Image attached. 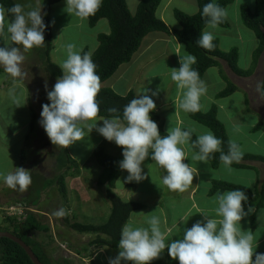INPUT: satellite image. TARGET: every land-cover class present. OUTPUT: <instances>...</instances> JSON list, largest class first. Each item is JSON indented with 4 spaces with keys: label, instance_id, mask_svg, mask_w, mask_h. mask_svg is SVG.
Wrapping results in <instances>:
<instances>
[{
    "label": "clouds",
    "instance_id": "1",
    "mask_svg": "<svg viewBox=\"0 0 264 264\" xmlns=\"http://www.w3.org/2000/svg\"><path fill=\"white\" fill-rule=\"evenodd\" d=\"M101 3L102 0H66V9L68 13L87 19L95 15ZM41 9L38 6L26 12L24 6L17 3L7 9L13 19L6 23V10L0 6V38L22 45L25 52L43 47L46 25ZM226 15V10L214 3H207L202 10V16L208 17L207 26L211 28H215ZM213 39L211 32L204 31L196 43L210 51L214 47ZM75 47L71 43L66 45L67 58L60 65L63 75L47 92L50 104L42 105L39 123L51 143L67 149L84 139L85 130L90 133L96 129L107 141L115 142L123 149L119 167L129 173L127 182H140L146 178L141 165L151 151V160L167 173L162 179L163 185L173 192L186 191L193 184L194 176L198 175L197 170L183 162L186 154L182 146L188 144L191 131L175 127L161 137L157 123L150 116L156 104L147 94H139L140 98H133L124 106L123 122L119 116L101 118L99 121H103V126L98 127L100 107L97 96L101 80L96 73L97 66L89 53L81 55L74 50ZM24 59L19 47H0V66L12 78L26 75L21 69ZM195 63L194 56L186 55L181 57L179 69L172 68L171 71L172 81L179 89L185 90L179 106L186 112L200 110V97L207 90L199 73L191 67ZM257 91H260L259 84ZM152 95H157V92ZM108 112L116 113L117 109L109 108ZM221 143L211 132L200 135L193 144L198 146L199 153L192 159L207 164L210 154L219 151L220 161L225 166L230 167L234 161L240 162L243 152L239 145L230 140L228 153L224 154ZM3 181L9 188L23 192L31 185L32 178L29 170L16 167L14 172L3 174ZM214 199L218 203L215 212L219 219L203 214L206 223L197 221L191 228L185 229L182 239L167 244L157 216L147 220L148 228L125 224L118 243L120 251L115 258H109V264H121L122 260L132 264H150L160 257L165 248L172 259L179 260V264H264V254L253 249L251 232L241 230V220L251 211L250 207L247 212L243 207L249 199L246 193L239 189L231 190L218 193ZM68 214V210L60 208L52 215L63 218Z\"/></svg>",
    "mask_w": 264,
    "mask_h": 264
},
{
    "label": "rangeland",
    "instance_id": "2",
    "mask_svg": "<svg viewBox=\"0 0 264 264\" xmlns=\"http://www.w3.org/2000/svg\"><path fill=\"white\" fill-rule=\"evenodd\" d=\"M214 1L219 2L221 0ZM231 1L232 3L226 9L227 15L224 17L229 22V27H219V32L211 33L216 36L214 38L220 40L221 49L225 52L231 48H238L240 51L239 67L245 71L252 68L254 74L250 78L236 76L234 82L230 81L237 86L238 91L233 98L224 100V110L219 117L224 122L231 139L242 144V152L254 153L264 157L263 127L260 130L251 132L252 126L255 128L259 122L264 123V100L260 91H257L258 84L261 89L264 76V54L258 61L257 67H253L256 65L254 64L253 48L258 44V39L255 33L243 24L240 12L241 6H239L240 4H247L249 1H246V3H243L242 0ZM129 2L130 4H137L136 2H139V0H130ZM17 3L23 5L26 12L38 6L42 7L41 0H17ZM179 3L177 1V4ZM65 5L67 4H60L53 8L55 27H58L56 32L62 33L54 41L51 59L59 66L67 58V44H74L76 46L74 50L80 52V54L82 53L83 42L89 46L90 51L93 50L92 45L96 44V40L92 35L94 33L93 28L87 25V21H85V24L83 23V26L80 25L79 23H82L83 20L73 13L65 15ZM43 14V9H41V16ZM175 20H170V22L178 24ZM7 22H10V20L6 14ZM77 24L80 28L76 26ZM63 25L68 27L65 28ZM61 26L64 27L63 30H61ZM80 29L82 34H80ZM10 42V40L5 41L0 38V47L7 46ZM20 50L25 57L21 69L26 75L14 79L4 72L3 66H0V78L4 79V82L1 81L0 85L6 84L5 87L0 86V133L5 136L6 140L5 145L0 142V197H6V200L11 199L12 202L15 200L20 201L18 203L24 209L25 207H31L28 201H32L38 206L31 208L35 212L37 210L41 212V220L50 226L51 233L49 235L36 234V238L43 244H48L53 264H86L84 260L80 259L83 256L78 257L75 251H88L85 248L89 247V242L94 236L81 235L71 231L65 225L63 218L52 215L56 210L64 208L65 200L60 198L57 188L44 190L45 188L42 186L43 180L52 179L56 175V161L61 149L51 143L39 123L42 105L50 104L47 92L53 89L57 79L51 77L45 70L44 58L40 48H33L25 52L22 46ZM183 52L185 56L189 55L185 50ZM249 96L252 105L251 102L248 104L249 106L243 105L244 99L249 98ZM207 101L208 99H202L203 108H206L205 102ZM182 111V117L185 121L184 126H186L184 128L190 129L198 137L211 132L208 128L190 119L186 111ZM100 119L97 118L98 127L103 126V121H99ZM32 121L36 123V130L29 136L27 141H25V137L29 133V127L13 136L19 127ZM234 124L241 127L242 133L238 137H236L235 130L232 128ZM172 127L171 125L168 126L169 129ZM7 133L9 134L6 135ZM260 135L261 140H258ZM255 140H258V146H254ZM100 146H103L111 156H123V149L117 146L115 142L107 141L96 129H93L90 133L85 130L84 139L68 148L71 156L77 161L79 170L78 174L75 176L69 175L66 180L68 196L67 205H65L67 208L65 209L71 210L70 215L73 220L75 219L81 223L101 225L108 220L111 214V203L106 198L107 187L97 185L102 168L96 162L94 152ZM20 149L21 152L25 150L24 159L20 157ZM16 167H23L30 171L32 183L26 191L21 192L18 189L13 191L3 181V174L14 172ZM259 172L260 178L263 177L264 169H260ZM127 176V174H124L115 183V186L121 188L126 184H137L136 181L127 182ZM22 206L18 204L17 207ZM7 213H9L8 207L4 206L3 211L0 210V226H8L3 221L8 216ZM49 237L53 238L51 243Z\"/></svg>",
    "mask_w": 264,
    "mask_h": 264
},
{
    "label": "trees",
    "instance_id": "3",
    "mask_svg": "<svg viewBox=\"0 0 264 264\" xmlns=\"http://www.w3.org/2000/svg\"><path fill=\"white\" fill-rule=\"evenodd\" d=\"M163 0H141L135 14L130 12L127 0H102L101 6L95 15L88 17L89 26L94 28L97 23L103 19L108 20L110 25L109 34H101L98 37V48L90 54L88 50L84 53H89L96 67V73L101 80V89L97 96L100 111L97 118H112L119 116L123 122V109L131 99L137 98L134 92H130L126 96L116 93L114 90L104 88L103 84L111 79L124 64L132 61L134 55L140 50L144 39L151 33L162 32L172 34L178 42L183 45L188 54L196 58V63L192 68L199 73L200 79L203 80L208 70L220 67L221 62H225L234 74L242 78H250L254 74V70H242L238 63L240 59V51L238 48H232L230 51H223L220 47L219 40L212 41L214 47L212 50H206L200 47L196 40L200 33L204 32L208 27L206 21L208 17L202 16L203 7L207 3H214L223 9L232 3L231 0H197L199 12L196 15H188L182 11L176 10L174 13L175 19L180 25V29H172L163 20L157 16ZM66 2V0H41L43 9V22L46 25L44 30L45 44L40 47L43 54L45 70L51 77L58 79L63 75L60 66L51 59V54L54 50V34L52 24V9L54 6ZM17 4V0H0V5L6 10V14L11 22L12 14L7 13V9ZM241 19L243 24L252 32L255 33L258 39V47L254 51V65L257 67L258 61L264 54V0H255V10H252L248 5L241 6ZM218 26L228 28L229 22L222 18ZM8 47H19L10 42ZM5 47V46H3ZM238 91L237 86L228 82L225 90L218 94V98H228ZM264 93V76L261 84V94ZM264 99V95H262ZM116 108V113H109V108ZM190 119L208 128L218 139L222 141L221 150L224 154L228 153L229 141L225 125L218 118V107L214 106L209 112L203 113L201 109L197 112H188ZM151 119L157 123L161 122V117L156 109L150 113ZM35 121L31 125V133L35 132ZM264 127V123L260 122L254 131ZM159 132L162 137L166 136L162 130L161 123ZM198 136L191 131L189 144L193 152L199 153L198 146L193 144ZM221 152L210 154L208 162L214 169H218L223 163L220 161ZM94 158L102 168L101 174L97 180L99 187H107L106 197L111 203V214L108 220L101 225L86 224L73 220L70 213L63 218L65 225L72 231L81 235H93L94 237L89 242V247L105 246L111 249H119L118 243L121 238V230L128 223L132 213L145 209L146 206L136 202H126L114 192V185L122 175V169L119 167V162L123 160V156L114 157L109 155L103 146L98 147L94 152ZM258 161L264 163L263 156L245 155L240 162H233L232 167L237 169H249L247 163ZM57 173L52 179L43 180V188L55 189L59 193L62 200H65L64 209L67 205L68 190L66 180L69 175L75 176L78 174V163L71 156L69 149L61 148L56 161ZM38 184V182H37ZM39 185V184H38ZM242 190L248 196V201L245 206L251 208L250 222L251 229L256 230L257 215L259 210L264 208V182L256 189L251 190L246 186L235 185L225 181H214L211 189V195L225 193L231 190ZM14 191V190H13ZM12 191V192H13ZM4 203H8L10 207L21 205L20 201L11 199L6 200V197H1ZM6 200V201H5ZM18 203V204H17ZM31 207L37 205L28 201ZM12 204V205H11ZM22 206V205H21ZM23 207V206H22ZM31 207L23 208L22 215L12 216L7 213L4 221L8 226H0V232H10L22 239L28 246L32 248L35 255L43 264H53L48 244L45 245L36 238V234L51 233V228L48 224L41 220L42 215L36 213ZM38 207V206H37ZM38 211V210H37ZM69 212V211H68ZM50 243L53 240L49 237ZM264 254V253H260ZM255 259V256H253ZM0 264H34L26 251L14 241L7 238H0Z\"/></svg>",
    "mask_w": 264,
    "mask_h": 264
},
{
    "label": "crops",
    "instance_id": "4",
    "mask_svg": "<svg viewBox=\"0 0 264 264\" xmlns=\"http://www.w3.org/2000/svg\"><path fill=\"white\" fill-rule=\"evenodd\" d=\"M129 1L130 0H127L130 12L132 14H135L141 0H139V2H136L137 4H130ZM177 1H179L180 3L177 4ZM242 1L243 3L249 1L247 3L248 6H250L252 10H255V0ZM64 3L66 2H63L61 4ZM247 4H240L239 6ZM66 7L67 5H65L64 7V14L69 15ZM177 9L188 15H196L199 12L197 0H163L160 8L158 9L157 16L172 29H180L179 24L170 22V20H175L174 13ZM51 16L55 41L56 39H58L62 32L60 34L56 32L58 30V27H55L56 25L53 9ZM82 20V23H79L80 25L83 26V23L85 24V21H87V25H89L88 18ZM79 24H77L76 26L79 27ZM63 26L65 28L68 27L65 25ZM64 27L61 26V30H63ZM219 27L220 26L218 25L215 28L207 27L205 31L212 33L219 32ZM93 30L94 33H92V35L96 40V44L92 45L93 50L90 51L89 46L85 42H83L81 50L82 53L85 50H88L90 54H93L97 50L99 45V35L110 33V25L108 20L103 19L99 21L93 28ZM80 34H82L81 29ZM215 39L217 38H214L213 40ZM257 47L258 44L255 45L253 51H255ZM183 50H185V48L178 42L174 35L162 32L151 33L144 39L140 50L134 55L132 61L128 64L122 65L118 72L103 84V87L112 89L122 96H126L130 92H134L137 98H140V96H143L144 94L149 95L156 104V111L161 117L160 123L165 134H168V126L170 125L173 126L172 128L180 127L182 130H190L184 128L186 126H184L185 121L182 117L183 109H181L179 106L183 99V93L185 90L179 89L176 83L171 79L172 68L179 69V67L181 66L180 59L181 57L185 56ZM229 50H226V52ZM185 52L187 51L185 50ZM236 76L237 75L232 72V70L225 62H221L220 67L208 70L202 80L205 83L207 90L199 100L200 109L203 113H207L214 106H217L218 118L222 122L219 115L224 110L223 102L224 100L233 98L234 94L228 98H218V94L226 89L228 82H230L231 80L234 82V80L237 78ZM1 81L4 82V79L0 78V83ZM5 85L6 84H2L0 86L5 87ZM145 89L147 90L146 92ZM12 92H14V90H12ZM153 92H157V95H152ZM139 94L140 96H138ZM202 99H208V101L205 102L206 108H203ZM250 102L252 105L251 97H246L244 99L243 105L249 106L248 104ZM248 112L250 113V111ZM186 113L188 115V112ZM32 123L33 121L19 127V129L14 132L13 136L20 133V131H22L23 129L29 127V133L25 137V141H27L29 139V136H31L32 134ZM160 123H157L158 129ZM222 123L224 124V122ZM232 128L233 130H235L234 133L236 134V137L241 135L242 131L240 126L234 124ZM252 131L254 132V126H252L251 128V132ZM262 132L264 134V127ZM8 134L9 133H7L6 135ZM228 136L230 140L233 141L229 133ZM260 138L261 135L259 136L258 140ZM258 140L254 141V146H258ZM5 141V136L1 135L0 133V142L2 143V145H5ZM235 142L241 149L242 144L238 141ZM182 147L184 148L186 154V159L183 162L189 164L191 167L198 171V175L194 176L193 184L186 191L173 192L163 185L162 179L167 173L163 168L159 167L154 161L151 160V151L149 157L141 165L143 174L146 175V178L140 181L139 185L138 182L134 185L126 184L121 188H118L114 185V192L119 195L124 201L136 202L146 206L145 209L132 213L128 223H131L133 227L148 228L149 225L147 224V220L151 216L159 217L161 221V230L166 235V244L170 243L171 241L182 239L185 229L191 228L192 225L197 221L206 223L207 221L204 218L203 214L213 219L220 218L216 215L215 212V209L218 207V203L214 198L217 194L211 195V189L214 181H225L235 185L246 186L253 191H256V189H258L264 182V176L261 178L259 176L260 169H264L263 162H248L247 164L251 166V168L249 169H237L232 166H225L224 164L221 165L218 169H214L209 162L205 164L203 162L195 161L192 159L193 155H195L196 153L191 149L189 142ZM19 152L20 157L24 159L25 155L23 154L25 153V150L21 152L20 149ZM245 155L257 154L243 152V156ZM124 174L129 175L126 170H122L121 177ZM4 206L9 207L10 205L8 203H4V201L0 197L1 211H3ZM243 207L247 212L249 207L245 206L244 204ZM68 211L69 213H71V210L68 209ZM36 213L40 214L41 212L36 211ZM250 215L251 211L249 215L241 220V230L251 232L254 237V251L256 253H264V208H262L258 212V227L255 231L251 229ZM85 249H88V251L85 250V252H80L79 250H76L75 254L78 257L82 255L83 257H80V259L84 260L86 264H109V258H115L120 251V249L114 250L105 246H97L91 248L87 247ZM87 254H89V256H87ZM121 264H132V262L122 260ZM150 264H179V260L172 259L168 254V249L165 248L160 257L151 261Z\"/></svg>",
    "mask_w": 264,
    "mask_h": 264
},
{
    "label": "water",
    "instance_id": "5",
    "mask_svg": "<svg viewBox=\"0 0 264 264\" xmlns=\"http://www.w3.org/2000/svg\"><path fill=\"white\" fill-rule=\"evenodd\" d=\"M0 238H7V239L14 241L15 243L20 245L26 251V253L29 255V257L31 258V260L33 261L34 264H43L39 260V258L35 255L32 248L30 246H28L22 239L18 238L14 234H12L10 232H0Z\"/></svg>",
    "mask_w": 264,
    "mask_h": 264
},
{
    "label": "built area",
    "instance_id": "6",
    "mask_svg": "<svg viewBox=\"0 0 264 264\" xmlns=\"http://www.w3.org/2000/svg\"><path fill=\"white\" fill-rule=\"evenodd\" d=\"M8 212H9L8 214H10L12 216L22 215L23 214V207H10V208H8Z\"/></svg>",
    "mask_w": 264,
    "mask_h": 264
}]
</instances>
